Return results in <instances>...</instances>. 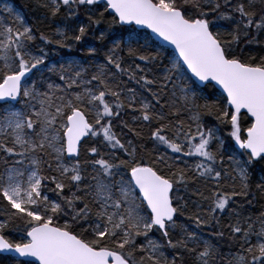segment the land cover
<instances>
[{
  "label": "snow or ice",
  "instance_id": "6c2138e0",
  "mask_svg": "<svg viewBox=\"0 0 264 264\" xmlns=\"http://www.w3.org/2000/svg\"><path fill=\"white\" fill-rule=\"evenodd\" d=\"M35 4L0 15V264H264V0Z\"/></svg>",
  "mask_w": 264,
  "mask_h": 264
},
{
  "label": "trees",
  "instance_id": "16d2710c",
  "mask_svg": "<svg viewBox=\"0 0 264 264\" xmlns=\"http://www.w3.org/2000/svg\"><path fill=\"white\" fill-rule=\"evenodd\" d=\"M13 6H15L17 9H19L25 16L27 22L29 25H32L34 28L39 26V27H45L44 25H38V20L41 17L42 10H39L35 4V0H12ZM83 19V17H82ZM221 25H224L223 21L218 22ZM100 28H106V25H100ZM47 30V28H45ZM87 44L88 45H99V41L94 39L91 35L87 37ZM241 47H245L242 45ZM63 56V55H70V56H79L83 57L82 52L80 51L79 48H74L70 53L66 52V50H61L59 54L55 55V58H58V56ZM246 55H264V51H261L260 47L256 45H250L247 46L246 48ZM59 56V57H60ZM259 173H257V178H258ZM183 194V193H182ZM264 203V201H262ZM258 213V209H257ZM180 220L183 221L184 218L180 217Z\"/></svg>",
  "mask_w": 264,
  "mask_h": 264
},
{
  "label": "rangeland",
  "instance_id": "374dc122",
  "mask_svg": "<svg viewBox=\"0 0 264 264\" xmlns=\"http://www.w3.org/2000/svg\"><path fill=\"white\" fill-rule=\"evenodd\" d=\"M5 5H7L8 7H12V8H14V10H15V12L16 13H18L21 17H22V19L24 20V22L26 23V24H28V22H27V20H26V18H25V16H24V14L19 10V9H17L15 6H13V4H12V0H0V15H2V16H7V12H6V10H5ZM57 55V54H56ZM60 56V55H59ZM58 56V58H55V55H53V54H51L50 53V57H49V60L50 61H56V60H59L60 59V57ZM74 57H79V56H74ZM79 58H81V59H83L84 57H79Z\"/></svg>",
  "mask_w": 264,
  "mask_h": 264
}]
</instances>
